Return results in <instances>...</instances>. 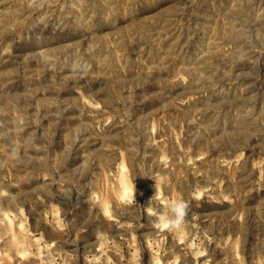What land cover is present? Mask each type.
<instances>
[{
	"label": "rangeland",
	"instance_id": "obj_1",
	"mask_svg": "<svg viewBox=\"0 0 264 264\" xmlns=\"http://www.w3.org/2000/svg\"><path fill=\"white\" fill-rule=\"evenodd\" d=\"M98 256L264 264V0H0V264Z\"/></svg>",
	"mask_w": 264,
	"mask_h": 264
},
{
	"label": "clouds",
	"instance_id": "obj_2",
	"mask_svg": "<svg viewBox=\"0 0 264 264\" xmlns=\"http://www.w3.org/2000/svg\"><path fill=\"white\" fill-rule=\"evenodd\" d=\"M134 180L127 164L122 163L118 173L119 188L116 190V198L122 205L140 206L136 201L137 189ZM157 198L160 200L164 211L158 212L155 209L149 208L148 212L150 215L156 217L159 228L167 231H185L187 216L190 209L189 201H186L179 195L175 197L166 196L163 191L162 179L158 183ZM97 199H99V197H97ZM102 208L105 215L112 216V204L110 201H102ZM89 264H101V257L90 258ZM109 264H111L110 261Z\"/></svg>",
	"mask_w": 264,
	"mask_h": 264
}]
</instances>
